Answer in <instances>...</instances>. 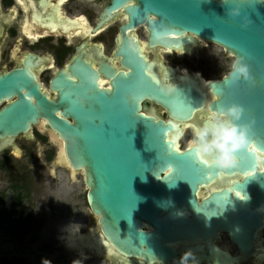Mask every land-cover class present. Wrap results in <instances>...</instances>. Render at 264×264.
Listing matches in <instances>:
<instances>
[{
  "label": "water",
  "instance_id": "95a60500",
  "mask_svg": "<svg viewBox=\"0 0 264 264\" xmlns=\"http://www.w3.org/2000/svg\"><path fill=\"white\" fill-rule=\"evenodd\" d=\"M121 9L127 15L122 32L145 26L150 48L187 53L197 42L214 44L234 59L233 66H247L249 79L233 68L221 80L198 83L178 76L185 83H171L175 92L165 95L137 41L130 46L124 38L118 55L125 71L100 70L108 87H101L85 64L74 65L76 81L64 72L51 81L54 101L21 71L1 78L0 100L12 94L18 99L0 112V134L27 133L43 119L59 136L55 164L71 179L83 173L88 190L92 226L83 237L90 248L69 245L80 256L114 255L120 264H133V258L182 264L181 250L183 264L215 259L234 264L237 258L211 245L207 255L200 241L209 244L226 232L247 254L264 228V0H112L106 12ZM148 100L180 122L194 119L207 103L212 113L241 107L236 123L248 127L249 146L237 153L239 167L218 170L195 157L188 145L182 149L184 129L143 114ZM223 174L233 177L229 187L200 200L201 189Z\"/></svg>",
  "mask_w": 264,
  "mask_h": 264
},
{
  "label": "flooded vegetation",
  "instance_id": "af4514ba",
  "mask_svg": "<svg viewBox=\"0 0 264 264\" xmlns=\"http://www.w3.org/2000/svg\"><path fill=\"white\" fill-rule=\"evenodd\" d=\"M111 2L112 0H0V79L21 71L33 78L40 85L42 93L54 101L57 99V92L51 88V81L60 72L76 81L77 77L71 72L74 65L85 64L98 75L100 86L108 87L110 81L100 70L102 66H109L117 72L124 70L121 66L122 58L118 55L124 38L130 46L133 41H137L136 47L146 56L154 69L152 71L156 72L162 84H184L185 81L179 80V77H189L198 83L200 79L221 80L231 72L234 59L231 70L219 79H207L201 72L192 73L187 68L171 65L169 56L178 58L189 56V53L181 52L183 55H180L179 52L169 51L164 47L150 48L149 32L145 26L128 29L123 33L122 27L127 23V15L123 9L108 15L106 11ZM196 44L190 56L205 47H200V42ZM171 68L176 70L170 71ZM22 93L25 94L26 90ZM27 98L35 103L33 97ZM17 99L16 94L2 98L0 112ZM210 99L213 98L210 96ZM141 112L183 128L184 132L179 140L182 149L190 142L188 140L186 146L182 147L181 141L186 132L190 131L192 134L193 125L202 126L212 114L207 103L196 113L194 119L188 122L173 121L165 109L150 100L142 104ZM59 141V136L43 119L32 124L27 133H19L13 137H3L0 134V232H5L4 236L12 237L8 241L11 248L0 252V264H26L25 251L28 245L25 240L30 236L29 247L33 248L35 254L43 252L42 246L35 240L31 242L41 232L39 226H35L38 219L34 216L40 211L42 202L48 206L52 202L49 200L52 197L56 199V196L48 188V179L40 168L44 166L42 162L50 163L48 174L52 173V163L60 152ZM67 173L69 175L68 171ZM77 175L82 179V189L89 207L84 175ZM231 178L223 174L221 180H216L209 187H203L199 192L200 200L211 192L229 187L226 182L232 181ZM87 221L90 223L89 218ZM144 229L150 230L147 226ZM56 238L55 233L50 243V249L54 253L58 250L59 240ZM200 245L204 247L207 255L208 245H211L229 257L237 258L234 264H264V228L257 233L252 250L247 254L240 252L226 232L210 238L209 244L200 241ZM60 248L63 249L62 246ZM68 249L72 250L70 247ZM179 252L181 257L186 255L185 251ZM181 257L180 262L183 264ZM100 260L107 264H120V259L114 255ZM133 264L151 263L133 258ZM210 264L230 263L215 259Z\"/></svg>",
  "mask_w": 264,
  "mask_h": 264
},
{
  "label": "rangeland",
  "instance_id": "374dc122",
  "mask_svg": "<svg viewBox=\"0 0 264 264\" xmlns=\"http://www.w3.org/2000/svg\"><path fill=\"white\" fill-rule=\"evenodd\" d=\"M171 65L187 68L190 72H201L207 79H219L232 68L233 58L226 56V53L219 46L206 43L205 47L199 50L198 53L192 56H169ZM193 136L190 131L186 132L182 139V147L184 148L188 140H192ZM44 151V150H43ZM42 156V152H41ZM44 161V158H42ZM43 167L40 168L47 179L48 188L54 192L56 199L52 197L50 205L46 206L44 202L40 205V211L35 214L37 220L36 227L39 226L41 232L36 235L35 242L42 246L41 254H35L32 247H29V239L25 240L26 244V264H107L106 261L98 258H84L76 251L68 249L66 241H64L63 229L69 225H79V236L86 234L85 229L92 226L88 222L89 218L88 207L86 204V195L82 189V179L76 175L74 179H70L67 171L59 169L52 163V173L50 163L42 162ZM52 174V175H51ZM61 194V195H59ZM58 195V196H57ZM55 199V200H54ZM37 217V218H36ZM40 222V223H39ZM38 223V224H37ZM56 233L58 250L54 253L50 249L52 236ZM5 232H0V252L11 248L8 241L11 236H4ZM66 240V239H65ZM61 241V242H60ZM60 246L63 247L60 248Z\"/></svg>",
  "mask_w": 264,
  "mask_h": 264
},
{
  "label": "clouds",
  "instance_id": "9594fccd",
  "mask_svg": "<svg viewBox=\"0 0 264 264\" xmlns=\"http://www.w3.org/2000/svg\"><path fill=\"white\" fill-rule=\"evenodd\" d=\"M233 72L249 79L248 68L245 65L233 66ZM160 91L165 95L175 92L171 84H161ZM243 109L233 105L230 108H220L212 113L202 126L193 125V139L188 144L195 157L212 165L218 170L239 167L237 153L249 146L248 127H241L236 122L241 119Z\"/></svg>",
  "mask_w": 264,
  "mask_h": 264
},
{
  "label": "bare ground",
  "instance_id": "6f19581e",
  "mask_svg": "<svg viewBox=\"0 0 264 264\" xmlns=\"http://www.w3.org/2000/svg\"><path fill=\"white\" fill-rule=\"evenodd\" d=\"M203 44L205 45L206 43H203ZM187 53H189L187 55L190 56L192 51H190V52L187 51ZM180 55H183V54L180 53ZM79 231H80L79 225H69L63 229V232H64L63 238L66 239V240L64 239V241H66L67 245H71L77 249L78 248L85 249V248L89 247L88 246L89 243L87 242V239H84L83 236L79 237Z\"/></svg>",
  "mask_w": 264,
  "mask_h": 264
},
{
  "label": "snow or ice",
  "instance_id": "6c2138e0",
  "mask_svg": "<svg viewBox=\"0 0 264 264\" xmlns=\"http://www.w3.org/2000/svg\"><path fill=\"white\" fill-rule=\"evenodd\" d=\"M241 162H242V164H244V165L246 164V161H245V159H244V154L241 155ZM205 163H206V162H205Z\"/></svg>",
  "mask_w": 264,
  "mask_h": 264
}]
</instances>
